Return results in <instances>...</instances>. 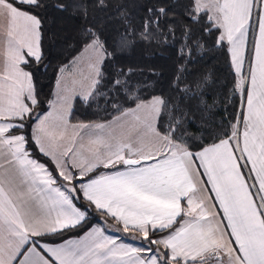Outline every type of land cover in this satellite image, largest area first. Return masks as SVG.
I'll use <instances>...</instances> for the list:
<instances>
[{"label":"snow or ice","instance_id":"snow-or-ice-1","mask_svg":"<svg viewBox=\"0 0 264 264\" xmlns=\"http://www.w3.org/2000/svg\"><path fill=\"white\" fill-rule=\"evenodd\" d=\"M50 6L83 20L74 37L81 54L73 63L88 54L91 85L81 90L84 102L107 79L105 66L138 42L173 49L167 91L149 100L136 96L139 103L123 111L114 104L120 114L111 121L71 124L77 81L67 86L65 65L57 101L50 111H38L34 76L25 69L43 60L41 13ZM140 7L137 17L128 0H0L7 21L0 156L11 158L29 188L22 200L0 182V264H225V257L227 264H264V0H156ZM204 16L220 33L216 43L227 41L237 77L232 93L239 91L242 102L231 134L217 133L218 142L193 151L198 145L186 131L188 111L194 101L206 105L209 77H193L188 64L202 39L193 25ZM127 75L113 70L108 82L117 97L131 90ZM33 144L52 169L33 158ZM101 168L106 171L97 175ZM198 191L209 196L197 198ZM93 210L103 217L97 224L89 219ZM108 220L139 246L111 234ZM73 231L82 234L55 242Z\"/></svg>","mask_w":264,"mask_h":264},{"label":"trees","instance_id":"trees-1","mask_svg":"<svg viewBox=\"0 0 264 264\" xmlns=\"http://www.w3.org/2000/svg\"><path fill=\"white\" fill-rule=\"evenodd\" d=\"M54 2L55 0H49V5ZM154 2L156 0H128L130 7H133V14L137 17L143 15L141 5ZM170 2L172 0H160L162 4ZM41 15L43 17V60L39 66L33 60L32 65L25 70L33 73L34 85L41 101L38 111L42 112L47 108L58 69L73 58L82 47L76 44L74 37L83 20L71 14V9L68 12H59L51 6ZM178 20L181 24L188 23L181 17H178ZM205 26L211 28V31H202ZM193 28L195 36L202 37V39L199 41L201 46L193 53V62L188 64V69L193 77L201 74L209 77V87L204 89L205 96L202 98L206 101V105L197 106L198 102L194 101L191 110L188 111L190 123L186 125V131L198 145L193 149V151H197L200 147L217 142L218 140L214 139L217 133L226 130L229 135L231 134L232 125L236 123L237 113L241 108L242 95L239 91L232 93L236 82L235 74L231 69L226 44L218 45L216 43L219 31L211 27L207 16H204L200 24L193 25ZM174 59L173 49L170 47L157 46L147 42L136 43L134 47L118 55L111 65L105 66L107 79L101 81L97 95L93 96L90 102L86 103L79 97L73 98L69 112L70 123L107 121L118 114L113 111L114 104L121 105V111H123L139 102L135 99L136 96H139L141 100H148L154 95L161 94V88L166 92L167 82L173 74ZM118 68H123L128 74L126 79L132 86L130 91L121 89L119 97L116 96L115 91L110 92L112 85L108 82L114 78L113 70ZM153 73L155 74L153 75ZM121 79H125V77H121ZM153 85H155V91ZM164 118L165 120L168 118L167 114ZM199 137L202 139H198ZM193 141H189V143ZM29 150L34 154V159L45 163L50 169L53 168L51 161L40 154L34 144L30 145ZM89 219L91 224H95L103 217L93 210ZM107 223L115 225L123 233V228L118 226L116 221L108 220ZM81 233L82 231L69 232L56 238L55 241ZM123 236L131 237L124 233Z\"/></svg>","mask_w":264,"mask_h":264},{"label":"crops","instance_id":"crops-1","mask_svg":"<svg viewBox=\"0 0 264 264\" xmlns=\"http://www.w3.org/2000/svg\"><path fill=\"white\" fill-rule=\"evenodd\" d=\"M6 24H7V21L4 18L0 17V69H2V66H3V56H2V52H3V47H4V39H5L4 32L6 30ZM253 31H255V28L250 29V38H251V33ZM219 35H220V33H218V37H219ZM223 43L226 44L227 53H228L229 60H230V63H231V57H230V53L228 52V47L229 46L227 44V41L225 40ZM80 49H79L78 52H80ZM77 53H76V55H78ZM74 57L71 58L66 64H63L58 69V72H57V75H56V78H55V81H54V84H53V88H52V91H51V96H50V99H49V101L47 103V108L44 111H42V112L50 111L51 110V108L49 106L50 102H56L57 101V99H58V97H57V85H56L57 76L59 75L60 69L62 67H64L65 65H69L68 63H71V62L74 61L73 60ZM250 57H251V52H249V58ZM68 71L69 70H68V67H67V70L65 72V76L67 75ZM244 72H245V75L247 76L248 75V60L247 59L245 61ZM233 73H234V71H233ZM70 77H72V75H70ZM236 79H237V77L235 75V81H236ZM248 83H250V81H245V87L247 86ZM90 85H91V83L89 84V86ZM70 86L71 85H69L68 87L71 88ZM75 97H79V96L78 95L73 96L71 98V103H72L73 98H75ZM243 102H244V105L246 106V92L243 94ZM133 107H135V105ZM119 114L120 113H118L115 116H118ZM113 117L110 118L107 121H111L113 119ZM129 119H131V117ZM107 121L94 122V123H105ZM71 124H77V123H71ZM240 130H241V132L243 131V124H242V122H241V125H240ZM30 132H31V125H30ZM37 150H38V148H37ZM10 160H11V158L8 157V156H6V155L0 156V182H2L4 184V187L6 189H13L14 190V192H13V195L14 196L19 197L22 200H27V199H29V188H28V185L27 184H24L22 182L21 177L18 175V173L16 171L15 165L13 163H11ZM196 163L198 164V161ZM105 171H106L105 169L101 168L100 171L97 172V175H99V174H101V173H103ZM200 171L202 172V169ZM202 179L203 180H206V177H203ZM200 187L203 188L204 185L201 184ZM196 196H197V198L207 199V197L209 196V193L207 191H198L196 193ZM183 206L184 207H187V201H184L183 202ZM211 206H212V201L211 200H208V207L211 208ZM212 210L213 211H217V209H215V208H213ZM95 224H97V223H95ZM118 226L122 227V225H120V224H118ZM178 226L179 225H177V227ZM107 227L111 230V234H119V235H121L123 237L124 242H126V243H134V246H139V242L138 241L134 242L131 237H129V236H126V237L123 236V233L121 232V230L118 227H116L115 225H112V224L107 223ZM77 236H70V237H67V238H64V239H74V238H77ZM64 239H62V240H64ZM62 240L55 241V242L56 243H60V242H62ZM224 261H225V264H227V257L224 258Z\"/></svg>","mask_w":264,"mask_h":264},{"label":"rangeland","instance_id":"rangeland-1","mask_svg":"<svg viewBox=\"0 0 264 264\" xmlns=\"http://www.w3.org/2000/svg\"><path fill=\"white\" fill-rule=\"evenodd\" d=\"M74 58H77L81 54L80 52L77 53ZM74 60V59H73ZM68 73L66 75L67 78V85L73 86V80L77 81V93L80 97L81 90H87L89 88V84L91 83V79L88 78L89 76V68H88V54H85L82 59H80L77 63H68ZM72 75V77H70ZM241 125V124H240Z\"/></svg>","mask_w":264,"mask_h":264}]
</instances>
